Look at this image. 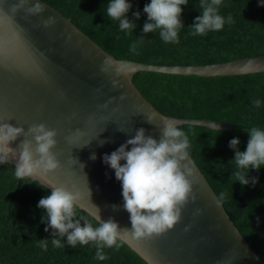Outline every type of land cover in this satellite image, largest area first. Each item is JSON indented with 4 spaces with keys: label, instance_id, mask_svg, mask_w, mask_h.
<instances>
[{
    "label": "water",
    "instance_id": "obj_1",
    "mask_svg": "<svg viewBox=\"0 0 264 264\" xmlns=\"http://www.w3.org/2000/svg\"><path fill=\"white\" fill-rule=\"evenodd\" d=\"M36 5L43 10L30 12ZM49 20L52 22L46 24ZM138 71L197 76L247 74L264 71V55L189 65L118 59L46 2L0 0V125L21 127L26 134L31 126L44 124L57 132L51 151L60 166L27 177L49 190L50 186H63L79 191L78 208L94 219L98 214L104 221L112 218L121 230H131L130 217L123 209L121 182L103 162L105 154H111L141 127L146 135L158 139L164 118L176 120L177 126L199 125L232 133L238 127L158 111L135 86L132 79ZM25 139L31 141L34 151L31 135H21L9 144L16 156L9 154L8 163L15 167ZM93 154L95 159L90 158ZM189 159L196 200L184 205L179 223L150 240L130 234L120 240L148 264H220L230 257H235L231 264H264L190 155Z\"/></svg>",
    "mask_w": 264,
    "mask_h": 264
},
{
    "label": "trees",
    "instance_id": "obj_2",
    "mask_svg": "<svg viewBox=\"0 0 264 264\" xmlns=\"http://www.w3.org/2000/svg\"><path fill=\"white\" fill-rule=\"evenodd\" d=\"M70 20L118 59L150 64L189 65L224 62L241 57L264 55V0H222L218 9L225 18L220 31L193 35L190 27L202 14L200 0H188L182 7L179 43H165L159 30L144 33L147 16L143 12L150 0H128L126 14L135 21L133 31H121L119 21L106 15L111 0H42ZM210 2V0H209ZM140 12L138 20L134 12ZM232 17V23L227 18ZM137 46V52L130 48ZM133 82L141 94L160 112L188 118L214 119L238 125L236 133L205 126L183 124L188 134L189 155L193 158L242 236L264 262V166L249 170L248 178L257 182L242 186L235 181V152L229 147L238 138L239 151H245L249 136L245 129L264 130V71L217 76L138 71ZM260 100L255 107L254 100ZM247 171V170H243ZM51 190L27 176L18 178L15 166L0 164V264H148L122 240L120 247L104 248L108 259H96V246L77 243L73 248L67 237L56 236L64 245L52 244L53 230L44 229L46 213L37 207ZM77 217L97 226V221L76 208ZM43 221V222H42ZM83 226V221H81ZM47 239L45 250L41 240Z\"/></svg>",
    "mask_w": 264,
    "mask_h": 264
},
{
    "label": "clouds",
    "instance_id": "obj_3",
    "mask_svg": "<svg viewBox=\"0 0 264 264\" xmlns=\"http://www.w3.org/2000/svg\"><path fill=\"white\" fill-rule=\"evenodd\" d=\"M221 2L222 0H210V2L200 0V8L203 11L190 26L194 30L193 35L203 36L209 31L223 29L226 21L218 12ZM187 3L188 0H150V3L145 4L143 8L147 16L143 32L153 33L159 30V36L165 43H179L178 32L184 27L180 19L181 6H186ZM131 7L128 0H111L107 5L106 15L111 20L119 21L121 31H133L136 27L135 21H129L126 16ZM42 10L39 5L29 9L30 12ZM133 16L138 20L140 12H134ZM51 22L49 20L45 23ZM232 22V17L229 16L227 23ZM130 51L137 52L136 44L131 46ZM116 84L117 82L113 81V85ZM120 99L123 100L124 97L121 96ZM260 103L258 99L253 101L257 108L260 107ZM148 123H151V118L148 119ZM245 130L249 136L245 151L238 150L240 143L238 138L234 137L229 141V147L235 152L234 158L230 161H234L237 168L234 182L239 181L242 186L250 182L255 185L257 178L249 179L248 172L252 169L259 170L264 166V130L257 127ZM145 133L146 129L143 127L136 129L134 136L127 139L111 154L102 157L103 162L114 171L116 180L121 182L123 209L129 213L131 230H121L112 218L104 221L100 219L99 214L95 217L97 221L95 227L84 217L75 219L81 193L70 191L63 186H50V194L41 198L37 207L46 213L44 219L47 226L44 231L48 232L49 228L53 230L54 247H64L61 240L55 238L56 236H66L67 244L73 248L77 243L87 245L92 242L96 246V259L104 261L108 259L103 251L104 248L115 246L118 249L120 247L118 240L121 236L130 234L136 239L150 240L179 223L184 205L189 200L193 202L196 200L193 191L195 180L192 178L193 172L190 167L192 162L188 153L190 147L188 134L177 126L176 120L166 118L161 120L158 139ZM21 135H31L36 147L33 151L31 141L25 139L22 142L15 167L18 178L33 175L38 170L52 171L60 166L51 151L56 146L57 132L44 124L31 126L26 134L21 127L10 124L0 125V164L8 163L9 154L16 156L15 149L9 147V144ZM104 143L105 141H100L101 145ZM36 156L39 158H34ZM90 158L95 159V154ZM121 161L125 163L121 164ZM187 230L186 227L185 231ZM41 245L46 250L47 239L41 240ZM232 259L235 257H230L227 262L220 264H231Z\"/></svg>",
    "mask_w": 264,
    "mask_h": 264
}]
</instances>
